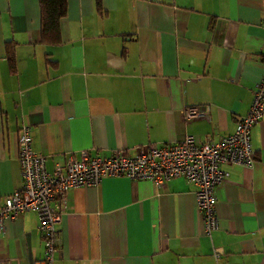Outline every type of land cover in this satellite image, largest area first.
Segmentation results:
<instances>
[{
    "label": "crops",
    "instance_id": "1",
    "mask_svg": "<svg viewBox=\"0 0 264 264\" xmlns=\"http://www.w3.org/2000/svg\"><path fill=\"white\" fill-rule=\"evenodd\" d=\"M39 22L37 0H0V201L22 186L21 124L47 173L81 151L127 159L186 136L215 143L245 116L264 70V0H66L56 47L40 44ZM185 107L208 116L184 122ZM250 148L251 167L220 166L210 235L183 178L70 189L51 264H264V119ZM43 256L33 213L4 221L0 264Z\"/></svg>",
    "mask_w": 264,
    "mask_h": 264
},
{
    "label": "built area",
    "instance_id": "2",
    "mask_svg": "<svg viewBox=\"0 0 264 264\" xmlns=\"http://www.w3.org/2000/svg\"><path fill=\"white\" fill-rule=\"evenodd\" d=\"M262 62L264 64V41ZM207 116L206 107L203 110L185 107L181 111L184 122ZM260 119H264V70L245 116L236 122L231 135L218 142L196 143L191 136H186L179 143L141 147L135 157L127 159L118 153L110 157H92L81 151L77 158L67 154L63 164H53L51 173L45 170L44 158L31 149L29 126L21 124L16 143L22 186L0 201V233L6 219L33 213L44 248L43 259L35 264H51L56 225L60 222L68 191L95 186L105 177H124L146 180L156 187L175 178L185 179L194 187V203L201 216L202 231L210 235L218 223L214 190L228 176L220 166H252L250 130ZM219 254L217 252L215 258Z\"/></svg>",
    "mask_w": 264,
    "mask_h": 264
},
{
    "label": "trees",
    "instance_id": "3",
    "mask_svg": "<svg viewBox=\"0 0 264 264\" xmlns=\"http://www.w3.org/2000/svg\"><path fill=\"white\" fill-rule=\"evenodd\" d=\"M39 11L40 44L46 47H56L61 44L60 22L66 13V0H37ZM96 10L99 11V3L96 1ZM12 46L5 43V52L9 68H13L14 59L11 52ZM45 65L54 62L45 56ZM53 62V63H52Z\"/></svg>",
    "mask_w": 264,
    "mask_h": 264
}]
</instances>
